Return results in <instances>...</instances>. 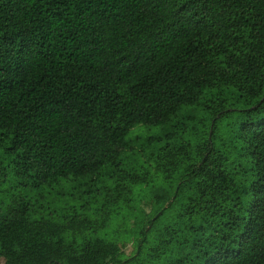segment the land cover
<instances>
[{
  "label": "trees",
  "instance_id": "obj_1",
  "mask_svg": "<svg viewBox=\"0 0 264 264\" xmlns=\"http://www.w3.org/2000/svg\"><path fill=\"white\" fill-rule=\"evenodd\" d=\"M0 260L264 264V0H0Z\"/></svg>",
  "mask_w": 264,
  "mask_h": 264
},
{
  "label": "rangeland",
  "instance_id": "obj_2",
  "mask_svg": "<svg viewBox=\"0 0 264 264\" xmlns=\"http://www.w3.org/2000/svg\"><path fill=\"white\" fill-rule=\"evenodd\" d=\"M131 135H130V138H131ZM144 208H145L147 213L150 212V205L144 204ZM133 251H135V248H134L133 244H131V243L127 244V246H126V254L127 255H131ZM0 264H4V262L2 260H0Z\"/></svg>",
  "mask_w": 264,
  "mask_h": 264
}]
</instances>
